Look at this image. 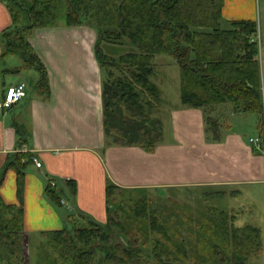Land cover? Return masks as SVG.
Returning <instances> with one entry per match:
<instances>
[{
    "label": "trees",
    "instance_id": "trees-1",
    "mask_svg": "<svg viewBox=\"0 0 264 264\" xmlns=\"http://www.w3.org/2000/svg\"><path fill=\"white\" fill-rule=\"evenodd\" d=\"M0 1L13 19L12 29L2 34V58L16 56L24 70L33 71L38 78L35 91L45 100L50 95L46 68L34 55L27 36L55 27L63 12L65 28L88 27L95 32L93 52L103 74V128L112 147L153 154L162 144V124L153 118L162 106L152 81L159 57L171 59L179 68L183 107L205 110L230 105L237 114L258 116L259 133L263 131L259 46L252 42L257 25L225 22L224 0ZM127 43L133 52L118 54ZM105 46L116 50L117 57L106 55ZM207 126L210 132L216 122ZM22 131L17 127L20 138ZM23 143L19 140L18 152L0 172V188L9 170L16 174L19 201L18 206L8 205L0 196V264L25 263L21 207L27 169L34 165V157L21 150ZM64 185L69 197L75 198L77 184L67 181ZM104 192V224L70 218L72 223H85L86 228L40 235L42 249L48 250L46 264H251L252 256L261 254L260 231L229 225L236 218L226 212L207 210L208 216L201 214L196 221L163 210L148 197L132 195L148 193L145 190L126 191L108 180ZM126 193L132 196L118 203ZM43 194L59 209L67 196L51 183Z\"/></svg>",
    "mask_w": 264,
    "mask_h": 264
},
{
    "label": "crops",
    "instance_id": "crops-1",
    "mask_svg": "<svg viewBox=\"0 0 264 264\" xmlns=\"http://www.w3.org/2000/svg\"><path fill=\"white\" fill-rule=\"evenodd\" d=\"M224 2L225 22H255L259 39H264L260 20L264 0ZM12 27L11 13L0 1V102L10 88L25 84L27 89L24 100L11 110L0 112V172L18 152L19 140L25 142L21 150L42 166L36 169L33 165L24 181V243L31 233L64 230L66 220L104 224L108 180L126 191L145 190L152 194L202 190L219 197L228 189L264 185V154L249 144L251 138L248 140L247 133L236 125L244 114H237L230 105L191 110L181 104L170 111V129L167 135L162 131L163 142L153 154L138 148L107 147L101 156L99 153L106 146L101 103L103 74L93 52L95 32L88 27L61 26L34 30L27 36L34 55L46 67L50 95L45 100L35 88L33 94L28 93L26 81H5L9 74H34V87L38 81L33 71L22 68L18 57L2 58V34ZM258 59L264 102V47L259 50ZM220 111H229L224 128L213 117ZM211 122H216V126L209 132L207 124ZM17 127L23 130L22 138ZM67 181L77 184L73 199L63 184ZM15 182L16 174L9 170L0 196L4 203L18 206ZM49 183L67 194L61 209L52 207L45 199L43 193Z\"/></svg>",
    "mask_w": 264,
    "mask_h": 264
},
{
    "label": "rangeland",
    "instance_id": "rangeland-1",
    "mask_svg": "<svg viewBox=\"0 0 264 264\" xmlns=\"http://www.w3.org/2000/svg\"><path fill=\"white\" fill-rule=\"evenodd\" d=\"M261 19L264 26V7L261 6ZM64 12L60 14V19L53 29H59L63 25ZM258 10H256L255 18L257 19ZM259 50L264 47V39L260 40V43L257 44ZM123 49L112 50L110 47H103V52L108 56L117 57L116 52L119 54L121 51L122 54L132 53V48L129 43L122 46ZM116 51V52H115ZM16 60V59H15ZM155 76L152 81L156 84V87L159 89L160 97L162 101L161 111L157 115L153 116L154 119H157L161 122L162 131L167 135L170 126H168V118L170 117V111L181 106L180 98V72L177 65L172 62L169 58L159 57L155 61ZM46 68V67H45ZM36 76L34 74H19V75H7L5 81L9 84H14L16 82L26 81L28 85V93L33 94L34 84ZM228 114L229 111H220L214 114L219 123L223 125V128L228 124ZM243 120L236 124L240 127V130L246 132L248 140L251 138L255 140L259 137L258 127H259V117L253 115H244ZM239 121L238 119L235 122ZM105 134V133H104ZM106 139V137H105ZM104 139V140H105ZM106 141V140H105ZM109 147L111 146L110 141H106ZM103 150L106 151V147L101 150L99 153L103 156ZM264 154V153H263ZM264 157V156H263ZM29 168L27 171L29 174L32 172ZM33 174V173H32ZM64 184V183H63ZM227 191V192H226ZM223 194H220V197L213 193L200 191H159L155 193H134L132 194L135 198L141 199L145 197L154 200L157 205L160 206L163 210H170L174 214H184L187 217L194 218L196 221L201 219L200 215L204 214L208 216L207 210L218 208L221 212H226L228 216H234L236 218L235 224L230 223L236 228L244 227H253L260 231L261 234V254L259 256H252L250 261L251 264H264V185L259 187H243L241 189H228ZM237 191V192H236ZM241 195H240V194ZM129 193L125 194L124 199H119L118 203L124 201L128 197L132 196ZM217 196V197H215ZM221 199V200H220ZM223 200V201H222ZM209 216H212L209 215ZM73 222V221H72ZM66 220V226L64 230L71 231L77 228H86V224L83 222L72 223ZM39 233L29 234V241L25 243L24 249V261L25 264H46L45 253H48V250L45 248V251L42 249V243L39 237ZM120 241V240H118ZM120 244V242H117Z\"/></svg>",
    "mask_w": 264,
    "mask_h": 264
},
{
    "label": "built area",
    "instance_id": "built-area-1",
    "mask_svg": "<svg viewBox=\"0 0 264 264\" xmlns=\"http://www.w3.org/2000/svg\"><path fill=\"white\" fill-rule=\"evenodd\" d=\"M254 40H258L257 38ZM26 85L21 84L17 87H14L13 89H8L7 93H5V96L3 100L0 102V112L4 110H10L13 108V106L20 103L23 99L26 98ZM250 144L255 146L256 148H259L264 153V131L262 135L255 140H250ZM33 163L37 167V169L41 168V164L36 160L33 159Z\"/></svg>",
    "mask_w": 264,
    "mask_h": 264
}]
</instances>
